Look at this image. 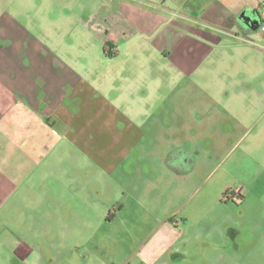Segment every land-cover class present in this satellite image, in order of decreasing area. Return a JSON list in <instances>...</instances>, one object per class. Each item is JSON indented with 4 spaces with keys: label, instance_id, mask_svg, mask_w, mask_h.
I'll return each instance as SVG.
<instances>
[{
    "label": "crops",
    "instance_id": "crops-1",
    "mask_svg": "<svg viewBox=\"0 0 264 264\" xmlns=\"http://www.w3.org/2000/svg\"><path fill=\"white\" fill-rule=\"evenodd\" d=\"M158 4L121 0L108 27L120 26L123 41L104 36V55L91 56L34 34L0 0V264H86L73 247L96 237L86 229L158 217L164 189L147 129L167 81L176 88L201 66L236 64L240 88L262 93L264 0ZM169 160L161 156L162 169L168 162L177 176Z\"/></svg>",
    "mask_w": 264,
    "mask_h": 264
},
{
    "label": "rangeland",
    "instance_id": "rangeland-1",
    "mask_svg": "<svg viewBox=\"0 0 264 264\" xmlns=\"http://www.w3.org/2000/svg\"><path fill=\"white\" fill-rule=\"evenodd\" d=\"M5 1L34 34L79 44L74 55H104V36L123 41L120 26L108 27L121 0ZM125 1L154 8L160 0ZM237 71L236 64L201 66L176 88L167 81L164 103L151 99L148 160L164 189L158 217L86 229L96 237L73 244L86 250V264H121L128 256V264H146L140 250L155 255L151 264H264V69L255 81L260 94L240 88ZM157 113L163 122L152 124ZM168 154L177 176L168 162L162 169Z\"/></svg>",
    "mask_w": 264,
    "mask_h": 264
},
{
    "label": "built area",
    "instance_id": "built-area-1",
    "mask_svg": "<svg viewBox=\"0 0 264 264\" xmlns=\"http://www.w3.org/2000/svg\"><path fill=\"white\" fill-rule=\"evenodd\" d=\"M261 30L264 31V26L261 27ZM109 38H110V40H115V37L110 36Z\"/></svg>",
    "mask_w": 264,
    "mask_h": 264
}]
</instances>
